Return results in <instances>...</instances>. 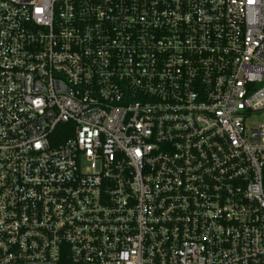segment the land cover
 <instances>
[{
  "label": "built area",
  "instance_id": "2783aa9c",
  "mask_svg": "<svg viewBox=\"0 0 264 264\" xmlns=\"http://www.w3.org/2000/svg\"><path fill=\"white\" fill-rule=\"evenodd\" d=\"M258 115L264 0H0V264H264Z\"/></svg>",
  "mask_w": 264,
  "mask_h": 264
},
{
  "label": "rangeland",
  "instance_id": "374dc122",
  "mask_svg": "<svg viewBox=\"0 0 264 264\" xmlns=\"http://www.w3.org/2000/svg\"><path fill=\"white\" fill-rule=\"evenodd\" d=\"M249 126L257 127L259 125H264V115H258L256 118L248 122Z\"/></svg>",
  "mask_w": 264,
  "mask_h": 264
},
{
  "label": "trees",
  "instance_id": "16d2710c",
  "mask_svg": "<svg viewBox=\"0 0 264 264\" xmlns=\"http://www.w3.org/2000/svg\"><path fill=\"white\" fill-rule=\"evenodd\" d=\"M64 138V137H63Z\"/></svg>",
  "mask_w": 264,
  "mask_h": 264
}]
</instances>
